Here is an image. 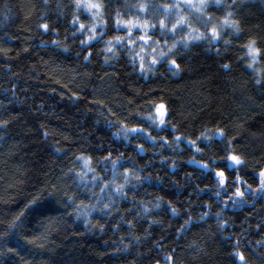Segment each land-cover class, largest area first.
I'll list each match as a JSON object with an SVG mask.
<instances>
[{
    "label": "trees",
    "instance_id": "1",
    "mask_svg": "<svg viewBox=\"0 0 264 264\" xmlns=\"http://www.w3.org/2000/svg\"><path fill=\"white\" fill-rule=\"evenodd\" d=\"M144 1L99 0L95 30L76 0H0V264H264V198L235 201L264 170V0L190 43ZM128 19L171 48L148 73Z\"/></svg>",
    "mask_w": 264,
    "mask_h": 264
},
{
    "label": "rangeland",
    "instance_id": "2",
    "mask_svg": "<svg viewBox=\"0 0 264 264\" xmlns=\"http://www.w3.org/2000/svg\"><path fill=\"white\" fill-rule=\"evenodd\" d=\"M173 3L169 6H166L164 9V15L166 20L168 19V22H171V26L168 27L171 33L178 32V30H183L187 36V38H184V42L190 43L192 41H200L201 39L205 38H210L212 41H215L219 38L220 32L225 29V28H231L235 29L234 25L232 22H230V19L227 18L223 21H214L211 20L210 16L205 15L203 18V13L209 6H219L221 3H223L225 0H206V6L203 7L200 11H196L195 8L189 7V3L199 5L200 0H172ZM83 2V0H81ZM141 3H144V0H140ZM89 3L92 4H97L100 7L98 9L93 8L91 10H82L91 20V25L93 29L97 30L100 29L102 26V6L99 2V0H89ZM173 5H178L177 7H173ZM140 8H145V6H141ZM141 13H143V10H141ZM184 20V24L182 28L173 30V26L177 23L178 20L180 19ZM133 24H138L140 25V28H148V30H151L152 26L149 24H145L141 21H138V19H128L126 21L121 20L120 25L122 28H124L127 33V37L125 38V43H127L130 47L129 50L133 49L135 52L139 51L141 52L142 58L141 60L139 59V62L143 64V70L148 73L150 72L151 68L153 67L152 61L153 60H160L163 59L164 56L168 53V51L171 50L169 46L164 45L159 46L157 42L153 41L150 39L146 34H141L140 36H135L134 33L132 34V31H138V27H132ZM127 25V26H124ZM147 25V26H145ZM161 21L159 22V28L166 30V26L163 27L161 26ZM97 27V28H96ZM131 30V31H130ZM147 30V29H146ZM206 31V33H205ZM203 32V33H202ZM216 33V37L214 38L213 33ZM170 35V34H169ZM143 37V39H142ZM194 37H200V39H194ZM139 40V41H138ZM137 42L133 45L134 42ZM147 41V43L145 42ZM116 42V41H115ZM122 43L121 41L117 44ZM139 45H142L141 48L139 49ZM250 47V46H249ZM254 48L253 46H251ZM255 49V48H254ZM132 52V51H131ZM134 52V56H135ZM161 53H165L163 57H161ZM248 54H249V48H248ZM249 56L251 69L255 72H258V67H257V60H258V54L256 51V56L255 59L251 55ZM155 114L158 115L159 118H163L165 116L164 108H160V106L157 108H154ZM160 121L164 119H159ZM264 173V172H263ZM260 180L261 182L264 181V176L260 174ZM124 178V177H122ZM120 175L115 174L113 178V183L117 187L120 185ZM125 180V179H121ZM249 190V189H248ZM237 193H243V195H237L235 197V201L237 204H240L246 201L247 198L250 197H259L261 196L264 198V188H262V183L260 184L259 188H257L254 191H250L248 194H245L244 189H242L240 186L237 187Z\"/></svg>",
    "mask_w": 264,
    "mask_h": 264
},
{
    "label": "snow or ice",
    "instance_id": "3",
    "mask_svg": "<svg viewBox=\"0 0 264 264\" xmlns=\"http://www.w3.org/2000/svg\"><path fill=\"white\" fill-rule=\"evenodd\" d=\"M178 5H173V7H177ZM206 6V0H200V3L199 5H195V4H191L189 3V7H192V8H195L196 11H200L203 7ZM76 7L78 9H81V10H91L93 8H96L98 9L100 6L97 5V4H92V3H89V0H83V2H81V0H76ZM75 23V21H74ZM183 24H184V20L181 18L180 20L177 21V23L173 26V30H176V29H179V28H182L183 27ZM119 23H118V27H119ZM124 26H127V25H124ZM147 26V25H145ZM163 27V22H162V25ZM132 27H140V25L138 24H133ZM46 28V26H45ZM84 29V25H80V30H83ZM131 31V30H130ZM213 36L214 38L216 37V33L214 32L213 33ZM91 39H95V36H91L89 38V40ZM122 38L120 37H117L116 38V43H119L120 40ZM143 39V37H142ZM194 39H200V37H194ZM88 42V41H86ZM147 43V41H145ZM173 47H175V45H173ZM108 51H112V48H109ZM165 55V53H161V57H163ZM249 55H251L253 57V59H255V56H256V50L254 48H252L251 46L249 47ZM85 59H87V57H85ZM157 61L156 60H153L152 63H156ZM227 67V66H226ZM249 67H251V65H249ZM141 70H143V64H141ZM164 106L163 105H160V108H163ZM161 124L164 123L163 120L160 121ZM144 131V129L142 128H131V129H128L126 132H125V139L128 138V133L131 132V133H142ZM220 135L222 136L223 133L221 132ZM177 140H180L181 137H177L176 138ZM141 150H143L141 148ZM230 159L234 162L235 165H238L241 163V161L233 156V157H230ZM113 166L115 167V162H113ZM85 167H87V162L85 163ZM203 167H207V165H204ZM127 176V173L125 174ZM218 176L220 177H223V173H217ZM262 176H264V173H261ZM81 179H83V177H81ZM137 179H139V177H137ZM224 181L223 179L220 180V184L223 185ZM262 183V188H264V181L261 182ZM105 187H107V185H105ZM104 189H101V191H103ZM123 192V185H121L118 189H117V193H122ZM237 195H243V193H237ZM243 259V257H241V260Z\"/></svg>",
    "mask_w": 264,
    "mask_h": 264
},
{
    "label": "water",
    "instance_id": "4",
    "mask_svg": "<svg viewBox=\"0 0 264 264\" xmlns=\"http://www.w3.org/2000/svg\"><path fill=\"white\" fill-rule=\"evenodd\" d=\"M195 165L197 166V167H199V168H201V169H203L204 171H208L209 170V168L208 167H203L204 165L203 164H201V163H195ZM247 193V192H246Z\"/></svg>",
    "mask_w": 264,
    "mask_h": 264
}]
</instances>
